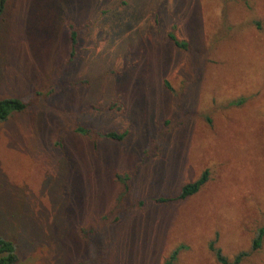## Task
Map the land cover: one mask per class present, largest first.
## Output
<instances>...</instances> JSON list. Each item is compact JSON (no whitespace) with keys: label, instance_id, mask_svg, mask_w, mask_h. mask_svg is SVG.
I'll list each match as a JSON object with an SVG mask.
<instances>
[{"label":"rangeland","instance_id":"1","mask_svg":"<svg viewBox=\"0 0 264 264\" xmlns=\"http://www.w3.org/2000/svg\"><path fill=\"white\" fill-rule=\"evenodd\" d=\"M6 99L15 264H264V0H4Z\"/></svg>","mask_w":264,"mask_h":264},{"label":"trees","instance_id":"2","mask_svg":"<svg viewBox=\"0 0 264 264\" xmlns=\"http://www.w3.org/2000/svg\"><path fill=\"white\" fill-rule=\"evenodd\" d=\"M3 4H4V0H0V14L3 10ZM70 41H71V45L75 46L76 44L75 34H71ZM175 45L176 47H181V48L185 47V45L181 42H177ZM24 109H25V104H23L22 102L18 100H10V99L0 100V121H5L11 110L20 112ZM80 131L81 130H78V132ZM102 137L105 139L120 141L125 137V133L123 134L105 133L102 135ZM206 174L207 173L204 172L198 180H196L193 183H189L185 185L181 190V194L179 198L184 199V198H187L195 194L199 190V188L206 182L207 180ZM261 236L262 234L260 233V235L253 241L252 251L258 249L260 242H261ZM210 250L214 253L217 259V262L220 264H238L244 255V254H239L238 256L234 258L232 263H229L221 255L220 251L214 247L213 243H211L210 245ZM177 252L178 251L176 250L171 254L170 256L171 260L175 258V255L177 254ZM17 260H18V257L16 254L15 245L11 241L0 236V264H15Z\"/></svg>","mask_w":264,"mask_h":264}]
</instances>
